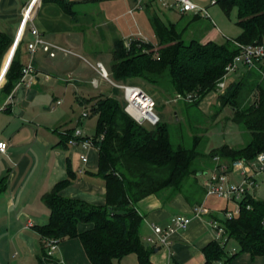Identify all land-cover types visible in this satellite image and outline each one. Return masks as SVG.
Wrapping results in <instances>:
<instances>
[{"label":"trees","instance_id":"obj_1","mask_svg":"<svg viewBox=\"0 0 264 264\" xmlns=\"http://www.w3.org/2000/svg\"><path fill=\"white\" fill-rule=\"evenodd\" d=\"M43 1H53L74 20L78 18L75 0ZM150 2L145 6L150 8ZM214 4L227 16L235 9V24L240 29L236 37L226 38L221 43L212 40L201 43L193 38L185 41L183 29L177 28V22L166 21L158 9H151L149 21L155 44L133 40L127 47L124 39L114 38L108 77L116 83H136L137 79L148 84L167 81L174 96L191 94L192 100L185 104L199 105L211 96L226 64L239 52L233 40L245 44L264 41V0H215ZM197 18L199 15L192 16V20ZM22 43L23 39H20L12 57L14 46L3 57L12 40L0 32V76L12 58L0 86V92L6 95L21 77L23 65L18 53ZM239 72L240 76L213 97L217 103L215 114L228 107L230 115L227 119L248 131L250 139L242 146L221 145L207 154L197 150V136L189 148L181 144L174 146L168 125L161 118L154 125L136 122L125 112L123 101L117 96L98 95L85 99L87 103L94 102L90 113L97 116L95 133L91 137L98 148L95 174L104 180L105 204L94 205L60 195L76 176L68 160L67 176L57 181L43 197L50 209L47 223L33 226L43 241L44 257L48 240L59 243L77 237L90 264H114L129 254L136 255L138 264H153L148 245L139 236L142 217L135 209L136 202L149 194L169 198L179 193L186 178L195 175L199 169L194 163L201 156H207L211 161L220 158L230 165L239 158L249 160L264 152V61H255L251 68L241 66ZM64 132L59 143L67 146L73 129ZM4 188L2 179L0 192ZM247 205L251 207L247 208ZM262 220L264 199L247 195L240 202L237 216L224 217L219 222L227 237L237 241L239 253L246 252L255 258L264 256ZM79 223H92L93 226L79 232ZM203 254L205 264H216L221 260L230 264L236 255H227L225 245L218 240L209 242L203 248ZM38 259L43 262L42 256Z\"/></svg>","mask_w":264,"mask_h":264},{"label":"crops","instance_id":"obj_2","mask_svg":"<svg viewBox=\"0 0 264 264\" xmlns=\"http://www.w3.org/2000/svg\"><path fill=\"white\" fill-rule=\"evenodd\" d=\"M148 2L151 7L155 4L152 0H147L146 3ZM30 5L31 18L24 23L20 35L23 11ZM79 20H74L72 15L53 1L0 0V32L12 40L3 57L20 35L19 40L23 39V43L19 48L18 58L23 66L28 63L31 56L27 43L33 39L31 27L37 28L45 41L70 51L65 53L56 50L50 56V49L38 48L32 55V80L18 81L9 95L0 92V142L6 143L5 151H0V181L3 179L5 185L0 192V264H90L77 237L60 241L53 255L44 257L43 241L33 229V226L47 223L50 209L43 197L57 181L67 176L68 160L76 176L71 184L60 191V195L94 205L105 204L104 180L95 174L98 148L92 146L83 150L79 145L71 144L70 140L67 146L59 143L67 129L74 130L79 126L86 129L82 122L83 112L74 114L73 117L72 107L64 109L63 100H75L84 106L85 111L90 103L84 100L94 97L96 91L93 88L98 86V82L97 85L90 82L93 90L87 88V81L82 70L77 69V64L68 67L63 65L67 60L65 54L78 56L69 47L77 46L80 36L78 32L89 27V23L79 26ZM164 20L167 21L168 18ZM211 32L200 42L212 40L221 43L227 38L219 41L214 29ZM112 41L113 39L110 42L111 48ZM79 48L83 50V46ZM57 51L65 54L58 55ZM89 66L97 73L95 64L90 63ZM83 134L88 136L84 132ZM82 152L86 155V161L80 158ZM221 162L220 158H214L210 161L209 168ZM190 185L187 193L181 190L169 198L149 194L135 204V209L142 217L139 236L148 245L149 259L153 264H205L203 248L209 242L218 240L211 227L213 219L221 220L216 213L218 209L213 206V202L207 203L204 188L199 187L196 178ZM257 189L254 196L260 198ZM202 203L206 212L198 217L193 216L195 208ZM175 215L189 216L191 221L184 228L174 229L169 246L148 242V238L154 237L151 225H170L171 218ZM29 220L33 223L31 227L26 226ZM92 226V223H79L77 229L83 232ZM224 237L225 245L230 238L226 234ZM233 252L234 249L227 252V255ZM39 256H42L43 262L39 261ZM257 257H250L254 264L258 262L255 261ZM238 258L239 255H235L230 264H241ZM120 260L127 264H138L135 254H129ZM218 263L229 264L224 260Z\"/></svg>","mask_w":264,"mask_h":264},{"label":"rangeland","instance_id":"obj_3","mask_svg":"<svg viewBox=\"0 0 264 264\" xmlns=\"http://www.w3.org/2000/svg\"><path fill=\"white\" fill-rule=\"evenodd\" d=\"M193 1L202 7H205L210 18L199 16V18L192 20L193 15L190 13L180 15L178 12L175 13L164 9L159 10L156 3L150 8L144 6L142 9H137L132 14H129L128 10L134 6V0L77 1L74 5V9L78 14L77 19H80L78 25L81 26L83 23H89L88 29H82L78 32L80 36H78L77 46L69 47L80 57L74 54H65L60 51H57V53L58 55H67V60L65 61V64L63 63L64 66L68 67L77 64V69L82 70L83 77H85L87 81V88H93L90 84V82L92 83L93 78L98 82L97 88H93L96 91V95L93 98L98 95H108L117 96L123 101V94L119 89L117 91V88H115L108 79L95 73L90 68L89 64H95L97 61H100L106 70H108L112 50L110 42L116 37L126 39L132 35L141 33V36L144 38L137 41L155 44V36L149 21L151 9H158L157 11L162 19L168 18V21L170 20L172 23L177 22V28H179V30L183 29V38L185 41H189L192 38L200 41L213 29L215 31L214 33L218 35L217 40L219 41L224 39V37L234 38L238 35L240 29L235 24V9H233L227 16L217 4H210L211 0ZM144 2L146 3L147 0H144ZM79 46H83V50H81ZM153 51H156V47ZM65 75L64 77H66ZM240 75L241 73L239 70L229 74L226 83L228 84ZM136 84L149 93L156 101L154 111L163 121H166L170 140L174 146L181 144L182 146L189 148L194 143V137L197 136V150L201 153L207 154L213 148L221 145L235 147L242 146L250 139L248 131L227 119L230 115V109L228 107H225L221 112L215 114L217 103L212 96L204 98L199 105L196 106L185 104L190 103V101L186 102L181 99H176V95L174 96V93L169 86V82L167 81L148 84L137 79ZM93 103L94 102H90L89 107L84 111V106H81V104L75 102V100L68 98L63 100L64 109L69 108V106L72 107L74 111L72 114L73 117L74 114L79 112L80 114L82 112H87L88 117L82 119L83 126L86 129L83 130L81 126H79V128L88 136L94 135L97 120V116L90 113V108ZM144 124L149 125L148 123ZM63 134H65V132H63ZM210 161L211 160L207 158V156H201L200 159L196 160L194 164L199 169L195 175L187 177L184 181L182 188L184 193L189 192L188 187L191 186L190 184L194 178L198 180L199 187L201 186L204 188L202 181L209 177L211 169L214 167L209 168V166H211ZM202 169H204L205 173L198 174ZM237 175L238 174L235 172L228 173L231 184H237L241 180L240 177L237 178ZM258 182L259 186L257 194L261 199H264V173L258 177ZM203 191H205V188ZM206 201L207 203L213 202V206L218 209L216 213L220 219L225 217V209H234L232 202H227L226 199L220 196H209ZM233 249V253L239 255L238 259L241 264H254L249 255L246 253H239V245L237 241L230 238L225 244V250L231 252ZM255 261H258L255 264H264V256L257 257ZM114 264L127 263L124 260H120L119 262L115 261Z\"/></svg>","mask_w":264,"mask_h":264},{"label":"built area","instance_id":"obj_4","mask_svg":"<svg viewBox=\"0 0 264 264\" xmlns=\"http://www.w3.org/2000/svg\"><path fill=\"white\" fill-rule=\"evenodd\" d=\"M135 4L132 8L128 10L129 14H132L137 9H142L145 6L144 0H134ZM156 3L159 9L175 11L178 13H190L191 15H199L200 17L210 18L209 13L205 7H202L193 0H152ZM215 0H211L210 4H214ZM31 5L24 9L23 11V24L21 27V33L24 28V23L27 20H30ZM30 32L33 36V39L27 43V49L30 53V59L21 69L20 82L28 81L30 82L33 78V65H32V55L40 47H46L50 49L49 54L53 56L56 50L63 51L65 53L70 52L69 50L53 43L45 41L41 36L37 28L31 27ZM20 35L18 36L20 38ZM144 38L141 36V33L137 35H132L124 39V44L128 47L133 40H141ZM234 44L238 47L239 52L229 61L225 66V72L221 78L217 81L215 90L212 92L211 96L215 97L218 93H221L226 88V81L228 75L237 72L241 66L246 68H251L255 66V61L262 60L264 61V41L245 44L233 40ZM94 69L97 73L108 79L114 87L119 89L123 94L124 101V110L125 112L136 122L138 123H148L149 125L156 124L160 117L154 111L156 106V101L154 98L144 91L136 83H116L111 81L108 77L106 68L101 62H96ZM92 84L97 85V81L93 78ZM176 99L191 101L192 95H181L176 94ZM59 102V101H57ZM3 108V107H1ZM82 118L87 117V112L81 114ZM79 138V139H77ZM71 144H77L81 149L86 150L89 147L95 146L93 143V138L91 136H85L82 130L76 127L73 130L72 137L70 139ZM6 149V143L0 142V151L4 152ZM82 161H86V155L84 152L80 154ZM235 172L239 175L241 180L237 184H231L228 173ZM264 172V152L258 153L253 159H243L239 158L233 161L230 165L228 163H217L212 169L209 177L203 179L202 184L205 188V197L209 196H220L227 200V202H232L234 205L233 210L224 211L225 218H232L237 216L240 211V202L245 196H253L254 191L258 188L259 175ZM250 208V205L246 206ZM206 212L204 204L198 205L194 212L193 216L198 217ZM191 217L183 215H175L171 218V224L165 227H162L158 224H152V231L154 237L148 238V242L157 243L163 246H169L170 236L173 233L174 229L184 228L189 225ZM262 225H264V220H262ZM33 225L32 221L27 222V227ZM211 227L214 228L216 232V237L219 242L223 244L225 242V233L224 228L218 220L213 219L211 221ZM46 255L51 257L58 246V242L54 239L47 241ZM220 264V263H216Z\"/></svg>","mask_w":264,"mask_h":264},{"label":"bare ground","instance_id":"obj_5","mask_svg":"<svg viewBox=\"0 0 264 264\" xmlns=\"http://www.w3.org/2000/svg\"><path fill=\"white\" fill-rule=\"evenodd\" d=\"M11 57H12V54H11ZM11 57H10V59H11ZM10 59H9V61H8L7 66L5 67V69H4V71H3V73H2L1 76H0V84L4 81V75H5V72H6L7 68H8V65H9V63H10Z\"/></svg>","mask_w":264,"mask_h":264},{"label":"water","instance_id":"obj_6","mask_svg":"<svg viewBox=\"0 0 264 264\" xmlns=\"http://www.w3.org/2000/svg\"><path fill=\"white\" fill-rule=\"evenodd\" d=\"M18 40H19V37L16 39V41L13 43V45L12 46H14V48H13V53H14V50H15V47H16V44H17V42H18ZM13 53H12V56H13ZM12 59V58H11ZM3 83V82H2ZM1 83V84H2ZM198 174H200L199 172H198Z\"/></svg>","mask_w":264,"mask_h":264}]
</instances>
